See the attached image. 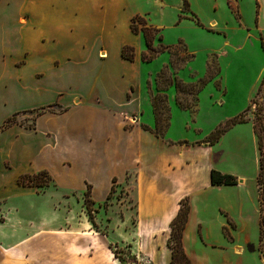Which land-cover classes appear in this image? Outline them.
<instances>
[{
    "label": "crops",
    "instance_id": "0c3cea01",
    "mask_svg": "<svg viewBox=\"0 0 264 264\" xmlns=\"http://www.w3.org/2000/svg\"><path fill=\"white\" fill-rule=\"evenodd\" d=\"M91 1L18 0L16 10L0 13V264H112L108 236L91 226L82 197L87 193L91 205L100 209L117 187L133 192L134 209L125 210V245L143 264H170V223L184 199L189 213L182 248L191 264H264L253 114L216 144L229 131L245 132L256 150V177L238 176L241 180L237 177L233 186L211 185L212 170L237 175L221 168L216 146L201 142L206 137H168L172 108L163 135L153 133L150 81L144 101L135 85L125 81V63L134 62L140 52L141 61L145 52H134L125 39L132 15L123 20L118 57L109 60L103 48L88 61L83 57L87 44L76 33L90 21ZM185 1L193 10L191 0ZM254 9L262 53L254 85L258 93L264 76V0H254ZM129 28L136 35L131 24ZM124 47L132 48V61L122 57ZM87 62L95 69L88 74ZM62 64L73 65L75 72L65 70L62 76ZM50 71L58 73L54 84ZM215 86L226 94L220 80ZM37 112L31 126L16 122L2 129L18 114ZM12 155L29 166L11 177ZM38 173H46L52 187L19 184L21 176ZM25 195L38 202L11 204ZM44 197L52 199L47 208L41 205ZM50 244L55 247L52 261L44 259Z\"/></svg>",
    "mask_w": 264,
    "mask_h": 264
},
{
    "label": "rangeland",
    "instance_id": "374dc122",
    "mask_svg": "<svg viewBox=\"0 0 264 264\" xmlns=\"http://www.w3.org/2000/svg\"><path fill=\"white\" fill-rule=\"evenodd\" d=\"M183 1L92 0L89 10L90 21L84 31L76 34H81L82 41L87 44L84 48L86 54L83 55L86 61L101 48L106 50L109 60H113V57H118L123 35V20L129 15L132 16L125 24L127 32L125 39L129 41V46L134 52L137 50L146 52L142 35L130 33L129 28L133 16L137 15L136 17L143 19L147 27L158 32L157 36L161 40L155 39L153 48L161 54L152 62L144 63L140 61L141 52L137 53L134 62L125 63V81L135 85L143 101L146 83L150 81V101L157 95L160 107L159 123L152 129L153 133L163 135L169 125L172 108L168 137L187 141L206 137L201 142L208 144V136L216 129L229 126V122L246 108L245 105L250 98L253 99L247 111L241 113L245 120L250 113L254 119L257 114H264V76L261 91L257 93L254 90L255 78L262 63L261 35L254 29V0H236L237 3L235 0H191L193 10L186 6L184 11ZM17 2L18 0H5L0 6V13L4 8L16 10V7H19ZM211 20L216 21L217 25L208 23ZM198 21L201 26L198 25ZM135 27L140 29V22H136ZM71 66L73 65H60L61 75L63 76L65 70L66 73L75 72ZM83 66L86 67L87 74L95 70L88 62ZM53 73L55 72H49L51 84H54L58 77V73L52 75ZM158 73L163 76V82H158V79L157 83L155 82ZM175 80L183 86L178 96L174 87ZM219 80L222 88L226 90L225 95L215 86ZM168 85L170 86L165 90ZM176 107L186 110L180 111ZM35 115L36 113H32L26 117L18 114L14 120L22 125L31 126ZM260 135L264 151V131L260 132ZM212 145L216 146L214 150L220 153L221 168L236 173L237 175L233 174L236 178L241 176L251 181L256 177V150L251 146L245 132L239 129L229 131L219 145L216 143ZM12 157L15 158L14 155ZM15 159H13L15 167L10 172L11 177L25 166H29L26 159L22 160L19 157ZM238 179L241 180L239 177ZM42 182H44L42 189L52 187L48 175L43 176ZM82 198L83 201L89 200L87 193ZM42 199L41 205L47 208L52 199L47 200L46 197ZM262 199L264 201V193ZM23 200L26 203L38 202V199L25 195L12 200L11 204L21 203ZM134 202L131 190L117 187L112 189L109 200L100 209L90 205L89 211L86 210L88 221L93 224L91 226L108 236V255L112 264H143L142 259L132 254L125 245V210L132 211ZM2 217L0 215V221L3 220ZM50 245L44 259L52 261L54 256L52 251L55 247ZM262 248L264 251V245Z\"/></svg>",
    "mask_w": 264,
    "mask_h": 264
},
{
    "label": "trees",
    "instance_id": "16d2710c",
    "mask_svg": "<svg viewBox=\"0 0 264 264\" xmlns=\"http://www.w3.org/2000/svg\"><path fill=\"white\" fill-rule=\"evenodd\" d=\"M188 6V3L184 0L183 1V11L185 7ZM140 22L141 28L137 29L135 27V23ZM131 30L135 34H141L145 45H146V52L142 53L141 55V60L144 63H149L155 60L161 52L153 48V41L155 39L161 40L160 37L157 36L158 32L150 27H147L146 24L144 23L143 19H140L139 17H135L131 21ZM198 25H200L198 21ZM261 47L264 51V46L261 42ZM122 57L127 60V61H132L133 60V50L131 47H124L122 49L121 53ZM157 79L159 80L158 82H163V76L158 73L157 74ZM263 85V79L260 82L259 89L258 91H261V86ZM170 85L165 87V90L169 87ZM174 87L177 93V96L180 92H182L183 86L180 82L175 80ZM178 99V98H177ZM151 105H152V111L155 119V126L158 125V119H159V103H158V98L157 95H154L151 99ZM189 109V108H188ZM247 109L245 110V112ZM41 113V112H40ZM36 113V115L40 114ZM264 115V114H263ZM261 114H257L255 119L253 120V130L254 133L256 134L258 138V146H259V173L257 177V184L259 188V201H260V206H261V216H260V231H259V240L261 243V247L264 245V201L262 199L263 192H264V151L262 149V138L260 135V132H263L264 130V116ZM245 116L243 114H239V116L235 117L233 120H231L229 123V126H226L225 128L222 129H216L214 132H212L208 136V141L207 143L212 145L218 142L219 138L221 135L228 130L231 126L235 124H241L244 123L246 120L244 118ZM16 121L14 118L8 119L4 125L2 126V129L11 126L15 124ZM146 130L147 128L144 127ZM46 175V173H38L36 175H23L19 179V184L21 185H30L38 188L44 187V182H42L43 176ZM238 183V180L236 177L228 174H221L217 171L212 170L210 172V184L213 186H233ZM92 204L91 201L89 200H84V205L87 211H89V207ZM188 213H189V205L187 199H184L180 201L179 204V210L176 215V217L171 221L170 223V235L168 239V247L171 250V261L170 264H191L189 259L186 257L183 248H182V234L185 228V225L187 223L188 219ZM92 223V222H91ZM262 255L264 256V252H262Z\"/></svg>",
    "mask_w": 264,
    "mask_h": 264
}]
</instances>
